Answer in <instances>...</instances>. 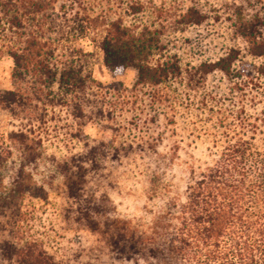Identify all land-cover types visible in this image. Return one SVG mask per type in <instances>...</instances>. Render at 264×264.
Instances as JSON below:
<instances>
[{"label":"rangeland","instance_id":"1","mask_svg":"<svg viewBox=\"0 0 264 264\" xmlns=\"http://www.w3.org/2000/svg\"><path fill=\"white\" fill-rule=\"evenodd\" d=\"M152 2L164 12L148 9L125 23L158 31L162 46L153 62L169 60L178 71L166 83L135 87V69L113 75L101 50L80 41L93 53L89 66L103 87L102 113L83 126L82 137L65 134L72 119L59 107L47 118L60 121L33 122L26 140L32 163L9 139L26 122L0 109V241L41 251L55 264H153L118 259L106 236L76 221L77 202L64 190L60 165L81 155L88 171L83 196L100 202L111 232L121 227L147 237L156 220L178 215L188 188L230 137H264V56L250 54L239 25L258 17L264 37V0ZM189 9L202 13L200 24L180 19ZM230 51L232 73L213 71ZM12 69L11 58L0 59V90H12ZM0 264L17 263L1 251Z\"/></svg>","mask_w":264,"mask_h":264},{"label":"trees","instance_id":"2","mask_svg":"<svg viewBox=\"0 0 264 264\" xmlns=\"http://www.w3.org/2000/svg\"><path fill=\"white\" fill-rule=\"evenodd\" d=\"M148 9L164 12L152 0H0V59L7 56L13 61V88L0 90V109L15 121L26 122L9 139L28 154L29 163L34 160L33 149L26 140L33 133L27 128L33 122L42 126L55 120L47 118L49 111L53 114L59 107L71 117L65 133L70 137H82L83 126L102 113L103 87L89 66L93 53L80 47V41L88 39L101 50L103 63L113 75L135 69V87L159 86L178 73L169 60L153 62L162 46L153 26L125 23V17ZM180 19L198 25L203 15L189 9ZM258 24V17L239 23L255 57L264 56ZM232 54L213 63L212 70L231 74L236 60ZM85 162L76 155L60 165L64 190L77 202L76 221L106 236L118 259L153 264H264V137H230L216 160L188 188L178 215L156 220L147 237L126 233L121 227L111 232L113 223L102 220L100 202L93 195L83 196ZM8 201L5 205L11 204ZM1 251L17 264H55L41 251L17 250L7 241H0Z\"/></svg>","mask_w":264,"mask_h":264}]
</instances>
